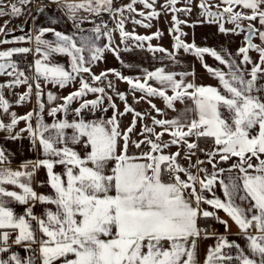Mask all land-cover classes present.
<instances>
[{
    "label": "snow or ice",
    "instance_id": "obj_1",
    "mask_svg": "<svg viewBox=\"0 0 264 264\" xmlns=\"http://www.w3.org/2000/svg\"><path fill=\"white\" fill-rule=\"evenodd\" d=\"M2 2L0 0V4ZM54 2L59 4L61 0ZM137 2L151 9L147 13L140 11V16L149 20L159 17L160 13L154 7L155 0H131V3L116 8H113L112 0H63V7L73 21L80 9L96 15L108 12L117 18L116 27L122 41L133 38L138 46H142V42L158 38L162 33L136 35L125 31L124 11L136 12L134 5ZM27 3L31 0H17L8 6L10 13L0 7V15L18 16L22 12L18 4ZM176 3L177 0H167L164 7L173 13L191 11L188 7L176 8ZM221 4L225 7L213 12L207 0H200L201 14L209 17V23H218L221 33L247 32L245 46L240 47L237 54L242 55L243 63L252 65L250 73L241 70L235 61L225 59L213 48L199 47L195 42L185 43L181 38L185 34L180 31L179 25L186 22L178 20L176 15L172 16L175 27L170 31L177 33L173 37L174 48H182L201 59L210 54L216 61L228 65V73L206 63L203 65L218 79L223 90L218 86L186 82V74L183 73L177 80L175 73H166L163 68L144 70L143 82L139 77L124 76L115 69L102 71L99 75L92 73L91 63L102 59L106 49L119 57L118 50L111 46V30L103 31L101 25L91 29L90 35H80L79 43L75 33L40 28L35 36V52L40 53L41 58L35 59L34 65H29L34 68V77L26 75L11 60L14 54L31 53L32 48L14 47L0 51V75L11 77L7 84H0V109L10 116L9 123L0 120V130L7 132L6 138L12 140L27 132L32 146L39 145L44 156L22 163L20 168L23 170H13L5 166L8 156L0 147V253L9 251V240L13 235L11 243L31 253L22 261L13 252L9 259H0V264H10V261L14 264H198L197 241L202 233L204 239L210 236L216 239L215 246L207 249L204 264H227L230 261H235V264H264V94H256L259 74L264 73V46L253 43V36L258 34L264 44V31L252 23L245 29L241 23L243 20H258L264 28V0H221ZM236 7L248 11H235ZM39 10L42 12L43 8ZM225 14L227 21L235 25L234 28H225ZM133 23L141 24L142 21L133 19ZM6 26L7 22L0 27V33H5ZM143 26L151 27L150 24ZM74 27L81 33L84 31L79 23H75ZM103 28L107 29V24ZM20 31L23 32V28ZM45 33H52L55 41L43 40ZM102 35L108 37L109 43L100 47L95 41ZM31 39V35H20L11 41L0 40V43ZM41 45H44L43 50ZM149 49L167 51L163 47L153 49L151 45ZM86 50L91 53L90 59L83 55ZM250 50L259 53L258 63L252 61ZM53 53L67 54L71 58L70 70L61 64L48 63ZM81 73H89L91 79L97 82L106 80L109 73H113L127 82L133 93L140 91L148 97L159 96L168 108H174L175 101L182 102L185 98L193 101L194 107L186 108L183 114L171 119L152 116L153 127L144 123L139 133L143 139H133L138 119H145L147 114L136 111L128 104L125 93L115 92L125 103L121 112L104 87L91 86L81 77L77 90L61 97L63 103L50 107L47 115L54 120L50 124L45 123V103L41 99L44 92L40 79L64 88ZM149 80L158 81L161 87H153ZM19 85H26L27 90L16 103L28 100L35 87L38 111L30 110L23 115L9 112V101L5 99L3 89ZM107 87L114 89L111 81H108ZM169 87L173 93L170 96L166 93ZM87 93L98 95L92 100L84 99L72 109L79 119H55L60 112L67 116L72 102ZM56 99L51 91L47 92L49 103ZM104 99L109 101L113 110L110 118H83L82 110L94 111L102 106ZM134 99L138 103L144 97L136 99L134 96ZM147 102L157 114H163L151 100ZM128 113L133 114L132 121L126 129H121L118 117ZM34 115L35 127L32 123ZM20 121H24L26 127L14 133ZM155 126H159L161 131L156 132ZM66 129L73 130L70 137L72 144H84L83 156L66 143ZM165 134L170 137L167 141L162 139ZM201 139H210L211 149L201 147ZM173 146L175 152L166 151ZM130 148H135L137 153H130ZM182 152L183 159L188 161L187 166L180 163ZM197 153L206 159H200ZM193 157H196L195 163ZM228 161L233 163L227 169L219 166ZM205 164L211 165L212 170L204 167ZM56 165L63 166V174L54 171ZM41 167L47 171V183L54 195L37 193L32 187V178ZM226 171L229 173L227 182L221 178ZM217 183L222 187L226 200L215 195L214 186ZM5 185L18 186L22 191L8 190ZM205 192L213 193L212 197L205 196ZM5 197L24 205V214L17 215L6 206ZM248 200L252 203L247 207L237 202ZM36 203L55 205V210L46 209L37 215L33 211ZM205 204L214 210H223L238 226L250 254H245L241 245L236 241L230 242L227 236L200 227L201 219L207 221L211 218L222 224L225 232L229 230L228 221L221 219L216 211L202 207ZM254 209L256 212H253ZM249 213L252 214L249 216ZM225 249L238 251L233 257Z\"/></svg>",
    "mask_w": 264,
    "mask_h": 264
},
{
    "label": "crops",
    "instance_id": "obj_2",
    "mask_svg": "<svg viewBox=\"0 0 264 264\" xmlns=\"http://www.w3.org/2000/svg\"><path fill=\"white\" fill-rule=\"evenodd\" d=\"M17 2V0H3L0 7L4 8L5 12L10 13V6L12 3ZM151 2V0H150ZM113 8L122 7L131 3V0H112ZM194 3V4H193ZM167 4V0H155V10L160 13L158 18L146 19L139 15L140 11L145 13L151 11V9L145 8V6L137 2L134 5L136 12L129 13L127 9L124 11L125 23L124 29L129 33H134L136 35H152L157 31L161 32L162 35L160 37H154L151 41H144L142 42V46H138V42L135 41L133 38H128L127 40H123L120 37L119 30L117 29V18H114L108 12H101L99 15L89 13L83 9L78 10L77 12V19L73 21L67 15L66 9L63 7V0L61 3H56L54 0H31V3H27L24 5H19L22 8V12L20 15L13 17L12 15H0V27L5 26V22H7V26L5 27V33H0V40H13L15 36L20 35H31L32 39L25 40L22 42H14V43H0V51L7 50L14 47H29L32 48L33 51L31 53L22 54L21 56L29 55L30 57V64L34 65V60L37 58H41L40 53L35 52L36 41L35 36L39 34L40 28H55L57 31H61L65 34H74L75 38L79 43V36L80 35H90V30L93 29L97 22L104 21L110 19L112 22V26L110 28L112 41L111 46L114 49H117L119 52V57L111 51L105 50L103 53V58L91 63V71L94 74L99 75L102 71H107L108 69H115L116 71L120 72L124 76L129 77H139L143 82V77L145 75L144 70L154 71L157 68H163L165 72L175 73V78L177 80L181 79L180 74H186L184 79L186 82H193L197 85H211V86H218L222 89V86L219 85L218 79L214 77L211 73H209L205 67L203 66L205 63L212 68H219L225 73H228L229 68L227 64H221L219 61H216L210 54H205L203 59L197 57L194 53L185 52L182 48L176 49L173 47L175 43L173 37L177 35L170 31L171 28L175 27L172 16L176 15L177 19L180 21H185L186 23H182L179 25L180 31L183 32L185 35L181 38L185 41V43H193L199 47H209L213 48L218 51L225 59L229 61H235L237 65L240 66L241 70H246L250 73L251 64L243 63L242 55H238V49L242 46H245L244 36L246 35V31L240 32L238 30L237 33H233L231 31L227 33H221L218 29V23L213 22L209 23V17L206 15H202L200 12V0H177L175 4L176 8L182 9L188 7L191 9L190 12H176L173 13L169 10L168 7H164ZM207 4L210 6V9L217 10L216 5H220L225 7V5L221 4V0H207ZM219 7V8H220ZM43 8L41 12L39 9ZM238 8V7H236ZM240 8V7H239ZM193 9H197L195 12ZM241 9V8H240ZM214 12V11H213ZM217 12V11H216ZM200 15H197V14ZM196 14V16H195ZM101 15H107L108 17L104 20L96 21L98 17ZM87 19H83V18ZM118 17V14H117ZM133 19L142 21L141 24L133 23ZM224 26L227 29H232L235 27L234 24L229 23L227 21V16L224 17ZM75 23H79L80 27L84 29L81 33L74 27ZM144 24H150L151 27H145ZM23 28V32L20 29ZM246 29V27H245ZM264 31V28L262 29ZM258 35V34H257ZM253 36V43L264 46L259 39V36ZM43 40L55 41V36L52 33H45L42 36ZM96 44L100 47H103L105 44L109 43L108 37L101 36L98 41H95ZM149 45L152 48L156 47H163L166 49V52H159L153 51L149 49ZM43 50L44 45L40 46ZM127 49V50H126ZM171 53V56L169 55ZM14 54L12 58L17 57ZM86 59H90L91 53L87 50L83 53ZM249 56L252 58L253 62H259V53L255 50L249 51ZM50 64H61L64 65L66 70H70V63L71 58L67 54L62 53H53L49 60L47 61ZM29 65L27 67H19V69L23 70L26 75L30 77L35 76L34 68H30ZM264 67V66H262ZM28 70V73H27ZM88 81L91 86L94 87H104L105 92L112 96V100L116 103L119 110L123 112L125 103L121 101L120 98L115 94V92H123L125 93L127 103L130 104L136 111L146 113L147 116L143 120L137 121L136 129L132 133L133 139H143L142 136L139 135L142 125L147 123L148 126L153 127L152 125V116H156L157 119H171L175 118L178 115L183 114L186 108H193L194 104L188 98H185L182 102L175 101L174 108H168L163 100V98L159 96L155 97H148L145 93L136 91L133 93L131 87L127 84V82L120 80L116 77L113 73H109L107 79H102L101 81H93L89 75V73H81L80 76L74 81H71L66 87L60 88L58 85L47 83L43 78L40 79V83L43 88L44 95L41 97L42 102L45 103V110L43 112V117L45 123H52L54 118L47 115L48 110L50 107L59 105L63 103V100L60 99L61 97L67 96L69 93L77 90L80 86L79 81L80 78ZM246 78H250L247 77ZM11 79L7 75H0V84H7V82ZM108 81H111L114 89H109L107 87ZM32 82V81H31ZM149 84L153 87H161L158 81L149 80ZM257 95L264 94V73L259 74V78L257 81ZM27 90L26 85H19L17 87L9 88L5 87L3 89V95L5 99L9 101V112H16L17 115L26 114L30 110L38 111L37 99H36V90L33 87L32 94L28 100L24 101L21 104H17L16 101L18 97L23 94ZM51 91L57 99L54 102L49 103L47 100V92ZM167 95H172L171 88H166ZM98 94L87 93L86 96L81 98L80 100L73 101L72 104L69 106V110L67 116L63 112L57 114L55 119H64L67 118L69 121L73 119H79L76 117L75 113L72 109L79 106L84 99L92 100L95 99ZM139 99L140 97H144V99H139L137 103L134 99ZM151 100L153 104L156 105L157 108L161 109L162 115L157 114L154 109L151 108L150 104L147 102ZM104 108H107V111H103ZM225 111L226 110H222ZM113 114L112 108L109 106V101L104 99L103 104L100 108L92 111L89 109L82 110V116L86 120H98V119H107L110 118ZM192 115V113H189ZM133 118L132 113H128L123 117H118L121 121L120 127L121 129H126ZM0 120H3L4 123L10 122L9 114L3 112L0 109ZM33 126L35 127L36 124V115L33 116L32 119ZM26 124L24 121H20L16 128L14 129V133L18 132L20 129L25 128ZM156 132H160L161 128L159 126H155ZM72 129H66V143L69 147H73L74 150L81 153L83 156L85 154V146L83 143L80 144H72L70 137L72 135ZM8 133L0 130V147L5 150V154L8 156V164L5 165L6 167H10L13 170H23L20 168V165L25 161L29 160H37L44 158L42 154V150H40L39 145L36 147L32 146L31 140L29 138V134L24 132L21 134V137L17 140H12L6 138ZM163 140L167 141L170 137L165 134L162 137ZM195 139V138H193ZM205 139H201L199 143H201ZM145 150H147L145 148ZM169 152H175L176 148L173 146L169 148ZM130 153H137L135 148H130ZM183 152L181 153L180 163L187 166L188 161L183 159ZM200 159H206L202 154L197 153ZM196 157H193V163H195ZM233 161H228L226 163H221L219 166L224 167L227 169ZM204 167L208 168L209 171L212 170L211 165L205 164ZM30 170V169H29ZM54 171L57 173L63 174L64 168L61 165H56ZM195 171V170H194ZM233 175L235 173H232ZM229 173L226 171L221 178H224L227 182V176ZM47 171L45 168L41 167L36 170L34 177L32 178V187L37 193L44 194V195H54V191L50 188L47 183ZM41 182H43V186H41ZM8 190L13 191H22L18 188V186L13 185H5ZM214 193L216 196H219L222 200H226V197L223 196V189L217 183L214 186ZM242 194V193H241ZM205 196L211 198L213 193L205 192ZM6 201V206L11 207L17 215H22L25 212V206L21 205L19 202L12 200L10 198H4ZM242 206L247 207L249 203H252L250 200L248 201H237ZM32 202H29L31 204ZM202 207L207 208L209 211H216V214L224 220L228 221L229 230L225 232V228L222 224L220 232H214L217 235H225L227 236L228 240L236 241L241 245V248L245 251V254H250V249L247 248L246 239L240 234V229L238 226L227 216L223 210H214L211 206L202 205ZM46 209L55 210V205L51 204H41L36 203L33 209L34 213L40 215L42 211ZM253 212H256L254 209ZM252 213H249V216ZM211 218L207 221L201 219L199 221L200 227L203 224H207L210 222ZM254 231V228H253ZM216 239L215 236H210L207 239L203 238V233L201 238L197 241V260L198 264H204V260L206 257L207 249L209 246H215ZM10 248L7 253H0V259H9L13 252L17 253L22 261L26 260L31 253L26 251L23 247L9 243ZM228 251L230 255L233 257L237 254V249H225ZM258 259V257H257ZM10 264H14V262L10 261ZM227 264H235V261L227 262Z\"/></svg>",
    "mask_w": 264,
    "mask_h": 264
},
{
    "label": "built area",
    "instance_id": "obj_3",
    "mask_svg": "<svg viewBox=\"0 0 264 264\" xmlns=\"http://www.w3.org/2000/svg\"><path fill=\"white\" fill-rule=\"evenodd\" d=\"M104 24H107V29L103 28ZM96 25H101L103 31H108V30H110V28L112 26V22L110 19H108V20L97 22ZM11 60L14 61L17 64V66H19V67H27L30 64L29 55H25V56H21V57H14ZM200 146L205 148V149H211L212 141L210 139H207V140L205 139L200 143ZM29 202H32L30 197H29ZM205 227H207L210 232H220L222 229L220 223H218L214 219L211 220L210 222H208L207 224H203L201 226V228H205ZM13 238H14V235L10 237L9 243H11V240Z\"/></svg>",
    "mask_w": 264,
    "mask_h": 264
},
{
    "label": "rangeland",
    "instance_id": "obj_4",
    "mask_svg": "<svg viewBox=\"0 0 264 264\" xmlns=\"http://www.w3.org/2000/svg\"><path fill=\"white\" fill-rule=\"evenodd\" d=\"M194 4V3H193ZM223 9V6H221L220 8H217V12L218 11H221ZM195 12H197V9H193ZM235 11H245V12H247L248 10H245V9H240L239 7L238 8H235L234 9ZM211 11H214V12H216L215 11V9H212ZM200 12H202V9H200ZM197 14V13H196ZM196 14H195V16H196ZM197 15H200V14H197ZM226 16H227V14H225ZM201 16V15H200ZM241 23H242V25H243V27L245 28H247V25L249 24V23H252L256 28H259L260 30H262L263 28L261 27V25L259 24V21L257 20V21H248V20H243V21H241ZM258 36V35H257Z\"/></svg>",
    "mask_w": 264,
    "mask_h": 264
},
{
    "label": "trees",
    "instance_id": "obj_5",
    "mask_svg": "<svg viewBox=\"0 0 264 264\" xmlns=\"http://www.w3.org/2000/svg\"><path fill=\"white\" fill-rule=\"evenodd\" d=\"M108 16L107 15H101L100 17H98L97 19H95L96 21H98V20H104V19H106ZM21 55L22 54H17V55H15V56H17V57H21ZM27 73H28V70H27ZM31 82V81H30Z\"/></svg>",
    "mask_w": 264,
    "mask_h": 264
},
{
    "label": "water",
    "instance_id": "obj_6",
    "mask_svg": "<svg viewBox=\"0 0 264 264\" xmlns=\"http://www.w3.org/2000/svg\"><path fill=\"white\" fill-rule=\"evenodd\" d=\"M246 34H247V32H246Z\"/></svg>",
    "mask_w": 264,
    "mask_h": 264
}]
</instances>
